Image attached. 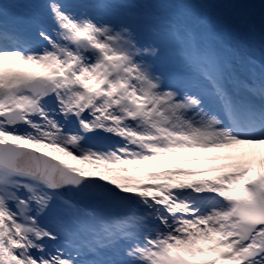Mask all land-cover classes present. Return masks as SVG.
<instances>
[{"label":"snow or ice","instance_id":"snow-or-ice-1","mask_svg":"<svg viewBox=\"0 0 264 264\" xmlns=\"http://www.w3.org/2000/svg\"><path fill=\"white\" fill-rule=\"evenodd\" d=\"M19 6L35 35L0 23V264H264V67L239 75L219 44L244 22Z\"/></svg>","mask_w":264,"mask_h":264},{"label":"rangeland","instance_id":"rangeland-1","mask_svg":"<svg viewBox=\"0 0 264 264\" xmlns=\"http://www.w3.org/2000/svg\"><path fill=\"white\" fill-rule=\"evenodd\" d=\"M33 1L34 0H21L17 4L21 5L23 3V4L31 5V3ZM69 1L73 5L72 7L75 8V10L78 13L83 11V12H86L88 15H90V16L98 19V20L108 21L107 18L105 17V11L104 10H102V9L99 10V9H95L94 8V2H95V0H64L65 3H69ZM142 1L145 2V3H147V4H151V3H153V1L162 3L163 0H142ZM172 1L174 2V5L169 4L168 6H166V9H168V8L175 9V7H176V5H178V3H180V2L183 1V4H184L188 0H172ZM202 1L203 0H199L200 4H199L197 13H192L190 11V5H189V3L186 6V8L183 9V11H182L181 14H182V16L185 17L184 19H185L186 22H191V21H193L194 19H196L199 16L200 11H201ZM189 2H191V1H189ZM1 5H2V3H1V0H0V6ZM16 8L18 10V6ZM260 8L262 9V15L264 16V3L261 6H257V7L254 8V9H256V13H255V18L254 19H257L259 21H260V19L264 20L263 17H260L259 16V14H260V12H259ZM30 9H31V6H30ZM18 12L20 13V16L21 17H18L17 14H15V13H13V17L14 18H18L19 23L20 22H23V21H24L25 24H26V22L33 23V25L35 27V24L33 22L32 16L26 15L25 14L26 11L24 9H21V8L18 10ZM256 17H258V18H256ZM15 23L16 22H14V24ZM245 30H248V23L245 24ZM140 43L141 44H144L142 42H140ZM61 158L68 159L70 162L80 163L79 161H72L70 157H64V156H62ZM82 166H84L85 168H88L89 170H97V169H95V167L93 165H82ZM98 170L103 171V167H101Z\"/></svg>","mask_w":264,"mask_h":264},{"label":"bare ground","instance_id":"bare-ground-1","mask_svg":"<svg viewBox=\"0 0 264 264\" xmlns=\"http://www.w3.org/2000/svg\"><path fill=\"white\" fill-rule=\"evenodd\" d=\"M116 1H119V0H116ZM189 1H191V2H189ZM233 1H235V2H241V0H233ZM1 2H3V0H1ZM188 3H189V5H190V11L192 12V13H197V11H198V7H199V1L198 0H188L187 1ZM6 6H8V11H6V15H4L3 13H2V15L0 16V18H2V22H7V24L8 23H13V22H16L15 23V27H21L22 29H25L27 32L25 33V35H28V36H33V35H35V27L34 26H31V25H29V24H25L24 23V21L23 22H20L19 23V20H18V18H14L13 17V13H15V14H17V16L18 17H21L20 16V14L18 13V11L16 10V8H14L12 5H10V4H6ZM114 7V6H113ZM186 7V3L183 5V6H180L178 9H177V11L178 12H180V14H181V11L184 9ZM113 10H110L109 12H112L113 13V15L118 19V20H120V21H127L128 20V16L124 13V11H123V9H122V11H120V10H118V9H116V8H112ZM153 11H156L155 10V8L154 9H152ZM177 12V13H178ZM8 13V14H7ZM12 13V14H11ZM179 14V13H178ZM160 15H162V16H166V17H168V16H170V17H175L176 18V16H177V14L175 13V12H170V13H168V14H166V13H161ZM12 17H13V19H12ZM215 19H217V18H219V19H223V20H229L230 21V19H228V15L226 14V11L224 12V13H220V14H218V15H215ZM2 22H0V23H2ZM122 23V22H121ZM118 24H120V23H117V25ZM19 25V26H18ZM140 34H144V36H146V38H148L147 37V35H146V33H144V32H139ZM221 40H223L221 37H220V41ZM227 41V40H226ZM226 41H224L223 43H221V42H219V43H221V45L222 46H224V43L226 42ZM160 61H165L166 59H168L167 61H165V66H168V65H170V64H173V65H180V63L177 61V60H175L173 57L172 58H170V57H167V54L166 53H163V52H161V54L159 55V57H157ZM156 58V59H157ZM262 61H264V60H262ZM156 65V70L158 71H161V72H163V74L165 73V70H164V68L162 67V68H159V66L157 65V64H155ZM239 67H240V65L238 64L236 67H235V71L238 73V72H240V69H239ZM233 151H235V150H233Z\"/></svg>","mask_w":264,"mask_h":264}]
</instances>
